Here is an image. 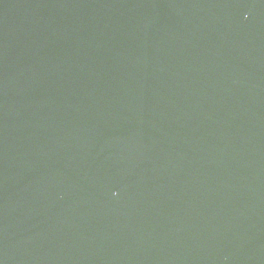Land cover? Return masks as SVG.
Segmentation results:
<instances>
[{"label":"water","instance_id":"obj_1","mask_svg":"<svg viewBox=\"0 0 264 264\" xmlns=\"http://www.w3.org/2000/svg\"><path fill=\"white\" fill-rule=\"evenodd\" d=\"M0 264H264V0H0Z\"/></svg>","mask_w":264,"mask_h":264}]
</instances>
